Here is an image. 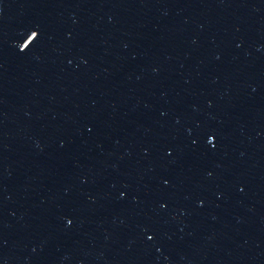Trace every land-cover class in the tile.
Listing matches in <instances>:
<instances>
[{"label": "water", "instance_id": "95a60500", "mask_svg": "<svg viewBox=\"0 0 264 264\" xmlns=\"http://www.w3.org/2000/svg\"><path fill=\"white\" fill-rule=\"evenodd\" d=\"M0 264H264V0H0Z\"/></svg>", "mask_w": 264, "mask_h": 264}]
</instances>
